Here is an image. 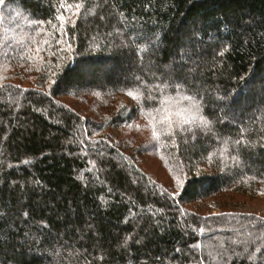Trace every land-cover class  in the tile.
Here are the masks:
<instances>
[{
	"label": "trees",
	"instance_id": "obj_1",
	"mask_svg": "<svg viewBox=\"0 0 264 264\" xmlns=\"http://www.w3.org/2000/svg\"><path fill=\"white\" fill-rule=\"evenodd\" d=\"M253 199L264 0L0 4V264H264Z\"/></svg>",
	"mask_w": 264,
	"mask_h": 264
},
{
	"label": "rangeland",
	"instance_id": "obj_2",
	"mask_svg": "<svg viewBox=\"0 0 264 264\" xmlns=\"http://www.w3.org/2000/svg\"><path fill=\"white\" fill-rule=\"evenodd\" d=\"M186 51V50H185ZM120 101H125L124 98L120 99ZM127 101V100H126ZM142 157L144 158V160L147 162V165L151 168L152 170V175L157 178L158 180L162 181L164 184H167V177L165 175V173L163 172L162 169H160L157 164L154 162V160L152 161L151 159L152 158H149L146 154H142ZM115 160H117L118 157H114ZM141 164H138V166H140ZM141 167V166H140ZM142 168V167H141ZM173 193H175L176 191L172 190ZM239 198V197H237ZM248 199V198H247ZM250 202H255V203H252V204H255V205H252V204H248L247 206H238V209L239 210H245V211H249V212H252V213H255V214H258V215H261L262 217H264V199H253V200H250ZM203 204V203H201ZM201 204L197 203L195 205H193L191 208H193V210L195 209V207H199ZM206 207L207 208H210V212L209 213H212V214H215L218 212V209L216 207V204H214L213 202H207L206 203Z\"/></svg>",
	"mask_w": 264,
	"mask_h": 264
},
{
	"label": "snow or ice",
	"instance_id": "obj_3",
	"mask_svg": "<svg viewBox=\"0 0 264 264\" xmlns=\"http://www.w3.org/2000/svg\"><path fill=\"white\" fill-rule=\"evenodd\" d=\"M3 3H4V0H0V4H3ZM61 7H65V10H68V8H70L71 6H67V7H66V6L62 3V4H61ZM81 7H83V4H82V3H77V4L75 5V8H76V12H77V13L79 12V10H80ZM57 19L61 22V23H60V28H61V30H62L63 27H64V21H65V18H64V17H57ZM45 43H47V42L45 41ZM177 87H179V85H177ZM127 95H129V97L132 98L133 100L136 99V96H135L132 92H128ZM181 98L184 99V100L194 101V97H191V96H182ZM192 107L197 109V113L199 112V106H198L195 102H193ZM177 114L179 115V113H177ZM195 118H196L195 115H193V116H189L187 119H183L182 122H183L184 124H188L191 120H194ZM166 119H168V118L166 117ZM199 121H200L203 125H205V126H207V125L210 123V122L206 119V117L203 116V115L199 116ZM170 123H171V122L169 121V125H170ZM189 131H191V129H189ZM151 136H152V138H153L154 140H158V139H159V134H158L157 131L155 130V126H154V125L152 126ZM209 155L211 156V154H209Z\"/></svg>",
	"mask_w": 264,
	"mask_h": 264
}]
</instances>
